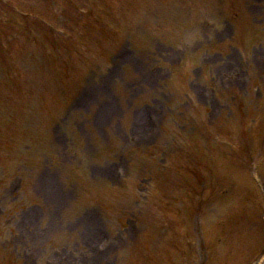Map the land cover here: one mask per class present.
Segmentation results:
<instances>
[{
  "label": "rangeland",
  "instance_id": "1",
  "mask_svg": "<svg viewBox=\"0 0 264 264\" xmlns=\"http://www.w3.org/2000/svg\"><path fill=\"white\" fill-rule=\"evenodd\" d=\"M162 2L130 15L110 55L80 38L90 65L66 101L42 33L75 41L70 18L99 2L0 0V79L10 67L38 105L19 119L27 139L0 143V264H264V208L239 188L264 185V0ZM17 91L0 84L11 114ZM44 99L62 104L51 119ZM227 214L234 239L213 248Z\"/></svg>",
  "mask_w": 264,
  "mask_h": 264
}]
</instances>
